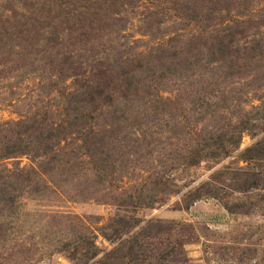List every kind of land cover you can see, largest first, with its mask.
Listing matches in <instances>:
<instances>
[{
    "label": "rangeland",
    "instance_id": "1",
    "mask_svg": "<svg viewBox=\"0 0 264 264\" xmlns=\"http://www.w3.org/2000/svg\"><path fill=\"white\" fill-rule=\"evenodd\" d=\"M0 174V264H264V0H0Z\"/></svg>",
    "mask_w": 264,
    "mask_h": 264
},
{
    "label": "trees",
    "instance_id": "2",
    "mask_svg": "<svg viewBox=\"0 0 264 264\" xmlns=\"http://www.w3.org/2000/svg\"><path fill=\"white\" fill-rule=\"evenodd\" d=\"M6 177L7 174H0V217L2 218L7 215V212H16L21 206L15 186L10 180L5 179ZM102 260L105 261V258Z\"/></svg>",
    "mask_w": 264,
    "mask_h": 264
}]
</instances>
